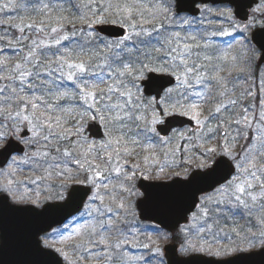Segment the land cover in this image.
<instances>
[{"label":"snow or ice","instance_id":"snow-or-ice-1","mask_svg":"<svg viewBox=\"0 0 264 264\" xmlns=\"http://www.w3.org/2000/svg\"><path fill=\"white\" fill-rule=\"evenodd\" d=\"M254 2L259 6L253 9L251 19L245 17L248 22L242 31L253 26L264 31V0ZM73 6L78 15L71 11ZM20 8L38 16L39 20L30 16L27 23L21 19L20 23L12 24L10 19H0V25L7 24L19 30L16 44L30 41L29 50L24 52L20 61L11 63L6 56L0 58V117L5 120V123H0V149L7 152L12 148L11 143L6 146L9 137L34 148L31 153H25L22 163L32 165L43 175L21 181L16 178V169H11L8 174L11 178L5 184L7 191H14V184L23 185L25 191H30L27 185H37L38 182L62 189L67 183L65 177L71 180L81 173L90 174L85 180L75 182L96 186L97 194L93 199L99 200L108 213L118 215L117 210H124L125 204L121 201L116 209L104 205V197L99 195V190L102 186L108 191L111 181L99 185L97 178L107 180L115 172L130 183L137 172L142 176L145 172L151 175L149 168L141 171L140 163L132 164L131 172L120 163L124 157L139 155L137 148L149 153L143 156L144 162L150 161L163 174L165 166H171L169 158L174 162L176 153L181 151L178 145L171 146L176 135L182 140L193 139L183 133H176L173 137L161 136L157 131V126L165 123V117L179 113L195 121L197 130L201 132L195 138L205 144L209 142V134L211 139H215L216 133L222 130L219 151L231 158L236 172L214 189L213 195L201 198L199 213H191L190 226L181 229L183 234L194 237L186 240L184 250H211L207 240L200 242L201 235L212 233L213 225L219 224L218 218L235 223L234 217L238 215L254 217L258 230L253 232L250 227L240 230L232 227L228 231L249 247L255 242L264 245V131L259 132V150L252 144L237 154L234 152L237 139L248 140L247 130L252 127L249 109L241 106L243 115L234 121L227 117L220 119L228 106H237L236 99H228L226 103L223 100L234 92L235 81L241 75L253 82L241 92V98L256 99L257 93L252 90L257 86L256 82L264 92V38L257 40L260 44L257 48L246 37L247 42L241 45L239 52L231 54L232 44L219 48L212 39L230 33L209 31L203 20L182 16L186 10L184 0H76L75 4L73 0H27V3L8 0L0 4V13ZM217 15L229 20L232 18L230 9ZM77 22L81 25L79 29ZM208 24L211 25L212 21ZM68 26L72 28L71 33L67 31ZM105 26L120 28L122 35L106 39L102 34L108 30ZM25 29L32 33V38L24 34ZM235 29H240V25H235ZM6 35L0 36V40H4L14 52L23 51V47L17 48L6 40ZM234 74V79L230 80ZM172 78L175 84H172ZM67 82H71V86ZM229 83L233 88L228 87ZM194 85H202L203 90L194 91ZM213 90L215 98L221 102L205 115L203 105L213 99ZM145 91H155L156 95L145 96ZM259 106L258 115L253 117L257 121V129L264 126V99H260ZM250 107L255 108L256 105L251 104ZM211 119H219L220 122L214 127L209 126ZM90 122L104 126L105 139L102 142L90 139ZM232 124L237 126L235 135L230 131ZM22 129L25 130L23 136L19 135ZM160 145L166 149L162 150L163 160L154 151ZM192 147L201 148L202 155L209 157L217 153L216 147H204V144ZM183 151L187 154L189 145H185ZM91 154L105 160L106 166L101 169L89 159ZM13 163H16L15 158ZM181 163H191V160ZM198 166L205 167L203 163ZM174 175L182 174L176 172ZM117 187L125 192L131 191L123 183ZM109 195L116 199L111 192ZM37 200L32 203H37ZM93 211L100 216L105 214L100 207ZM210 219L212 224L208 223ZM201 222L202 226H198ZM115 223L109 218L100 221L99 227L110 228ZM81 229L87 231L89 239L71 247L82 249L93 260L106 259L107 264H111L114 250L125 245L137 246L127 237L114 243H110L103 234L93 239L97 236V227L92 224L85 223L74 231L82 234ZM131 231L135 234L136 229ZM218 232L227 236L224 228H219ZM72 235V232L62 234L59 239L68 241ZM212 242H217V235L212 236ZM155 244L151 241L139 246L160 254L161 248ZM100 246H103L102 251ZM93 247L97 251L93 252ZM57 251L68 256L63 249ZM215 254L220 255L221 252L217 250ZM127 259L134 264H145L143 256H129ZM83 262L84 256L81 255L74 264Z\"/></svg>","mask_w":264,"mask_h":264},{"label":"rangeland","instance_id":"rangeland-1","mask_svg":"<svg viewBox=\"0 0 264 264\" xmlns=\"http://www.w3.org/2000/svg\"><path fill=\"white\" fill-rule=\"evenodd\" d=\"M8 0H0V4L7 3ZM17 2V0H16ZM20 2V1H19ZM17 2V3H19ZM259 4L255 5L251 9V18L253 16V9L258 7ZM225 9H230L232 12V18L231 20L227 18H220L217 14L220 11H223ZM7 13V10L3 13H0V19H4V15ZM258 15V14H257ZM182 16L188 17L189 19L195 18L191 17L187 14H183ZM197 19H201L204 21V26L209 25L208 21H212V24L209 25L211 28H213L212 31H219V30H224L228 31L230 34L227 36H214L212 37L213 41H215L216 45H224V43L232 44V54H236L239 52L241 45L243 43H246V37L250 39V34L253 28L256 26H253L251 29L247 31H242L243 25L240 23L236 17L234 16V7L230 6L229 4H220V5H204L202 7V12L201 15L196 17ZM235 25H240V29H235ZM187 27V26H185ZM7 34L6 30H1L0 29V36H5ZM242 37H235L231 38L232 36L236 35H241ZM27 36L30 37L32 36V33L28 31ZM16 36L7 34L6 39L8 41H11L14 45H16ZM228 38V39H227ZM111 40V39H109ZM3 40H0V44H2ZM26 41V40H25ZM24 42V41H23ZM30 43V42H29ZM23 47V51L19 52H14V53H7L6 56L10 58V61L12 62H17L20 61L24 55V52L28 51L27 49ZM8 48V47H7ZM6 48V49H7ZM20 48V47H17ZM14 51V49H12ZM1 58V57H0ZM15 59V60H14ZM17 59V60H16ZM6 74V73H5ZM236 87L234 89V92L229 93L228 96H226L223 100L224 103L227 102L228 99H236L237 100V106L235 108H232L231 106H228L230 111L236 109L237 112H234L231 114L228 118L231 120L237 119L239 116H242L243 113L240 111L241 106L246 107L249 109V119L250 122L252 123V127L247 130V136L248 140H245L243 138H238L236 141V147L234 149V152L239 154L242 153L245 149V147L250 146L252 144H255V147L257 150L260 149L261 143H260V137H259V132L264 131V126H262L260 129L256 128V123L257 121L253 119V117L258 115V112L260 110L259 106V101L260 99H264V92H261L259 89L258 82H256V87L253 88L252 90L257 93L256 99L253 100L251 97L248 98H241L240 94L243 92L245 89L249 88L252 85L251 80H242L238 79L235 81ZM228 87L231 89L233 88V84H228ZM194 91H202L203 86L202 85H194L193 87ZM215 95V90H213V94ZM221 101H218L220 103ZM63 103V102H62ZM251 104H255L256 107L252 108L250 107ZM204 108V114H208L207 110V104L203 105ZM220 119H223V117H220ZM213 123H211V126H215L220 122L219 119H212ZM0 123H5L4 117L0 119ZM71 126V125H69ZM225 126H227V123L225 121ZM236 125L232 124L230 131H232V134L235 135V129ZM243 128V126H241ZM22 131V130H21ZM176 133H183L185 136L190 137V135L187 132V129H177L171 133L168 137H173L174 134ZM20 134V133H19ZM195 137H198L201 135V132L198 131L197 129L195 130L194 133ZM211 136V134L209 135ZM255 138V139H254ZM10 139V137H9ZM91 140L96 141L97 143L102 142L103 140H96L90 137ZM222 140V130L218 131L216 133V138L211 139L209 137V142L204 143L202 140H182L178 135H176L175 139L172 141L171 146H176L178 145L180 149L184 150L185 145H189V151L187 154H185L183 157L180 156V152L176 153L175 160L173 162L172 158H169V163L171 166H165L164 168V173L160 174L158 172V169L154 166L151 165V162L145 163L143 160V156L149 155V153H146L142 151L140 148L136 149V152L139 153V155H133L130 157H124L121 159L120 163L123 164V167L126 171L131 172L132 168L131 165L134 163H140L141 164V171H143L145 168H149L151 171V175H149L147 172L142 176L140 172H137L135 179L128 183L123 180V176L120 174H116L113 172L110 176H108V173H105V176H108V179L105 180L103 177L97 178L96 183L99 185H103L104 183H109V189L106 191L102 186L100 187L99 190V195L104 197L103 204L108 205L112 207L113 209H116V205L120 203L121 201L125 204V209L124 210H117L118 215L115 213H108L105 209H103L101 202L99 200L93 199V197L97 194V189L96 186L92 185L94 187V194L90 198L89 202L87 203L84 211L77 216L73 217L70 219L67 223L64 225L57 227L55 230L52 232H49L48 234H45L41 237L42 239V244L45 247L51 248L55 250L64 260L65 263L68 264H74V262L77 260V257L79 256H84V262L83 264H107L106 259H99V260H93L88 253L83 252L82 249H73L71 245L73 244H78L83 242L84 240L89 239L87 235V231L84 229H81L82 234H76L75 229L79 227L80 225H83L85 223L92 224L97 227V236L93 237V239H98V236L100 234L105 235L110 243H114L116 241H123L125 237L128 238V240L133 241L134 243L137 244L136 247H131L130 245H125L119 250H114V255H113V260L111 264H134L133 261H129L127 258L129 256H136L140 257L143 256L145 257V264H166V260L164 258V253H163V246L168 243L171 240V234L168 231H165L163 229H160L159 227L153 225L150 222H145L142 221L139 218V211L137 207V200L139 197L142 196V193L140 189L137 186V182L140 178H144L146 180H152V181H167L171 180L175 177H181V178H186L189 176V174L196 168H201L198 165L203 163L206 168L210 165L213 164L215 159L219 156L222 155L219 151V144ZM197 144H204V147H216L217 148V153L211 157L202 155V149L199 147H192V145H197ZM25 145V144H24ZM26 146V152L31 153L34 151V148H29L27 145ZM87 147V145H85ZM162 150L164 149L163 145L158 146L154 151L155 153L160 156V159L163 160L164 157L162 155ZM25 152V153H26ZM25 153L20 154V155H15L13 158H15L16 163H13V158L11 159V162L6 166L1 168L0 167V188L3 192L7 193L10 196V199L13 203L15 204H32L37 207H42L46 202L48 201H54V200H64L66 198L67 192L69 188L73 184H88V183H76V180H85L86 175L90 174H84L81 173L80 175L74 176L71 180H69L67 177L64 179L67 181L66 185L64 188H58L54 186H48L45 182H38L37 185H32L28 184L27 188L30 189V191H25V188L23 185L17 186L13 185L14 191H7L5 189V184L6 180L8 178H11L8 174L11 172V169H16V178L21 180V181H26L29 177H35V176H41L43 175L42 171H37L34 170L32 165L29 164H24L22 161L25 158ZM82 154V153H80ZM230 158V157H229ZM89 159L94 160L95 164L100 165L101 169H103L106 166V162L103 159H100L99 156L96 154H91ZM127 160V163H124V161ZM186 160H191V163H181V161H186ZM115 164V161H114ZM179 165V166H176ZM11 166V168H10ZM118 166V165H117ZM76 168L73 166V172L75 173ZM179 172L182 175L180 176H175L174 173ZM55 182V181H54ZM124 184V187L130 188V192H125L123 191L120 187H117L120 184ZM109 192H111L113 195H115L116 199L113 200L111 195H109ZM37 193H39V199L37 200ZM214 191L207 194V195H213ZM19 197H24V199H19ZM37 200V203L33 204L32 201ZM100 207L102 211H104V215L100 216L99 213L93 211V209ZM200 207V205H199ZM199 211V208H198ZM109 218L113 219L116 223L115 226L113 227H105V228H100L99 223L100 221H106ZM126 221L127 223H124ZM248 221L250 227L253 232H256L259 228V225L254 217H249L248 216ZM192 222V221H191ZM191 222L186 226H190ZM201 225L198 226H202ZM185 226L183 227L186 228ZM135 228L136 232L133 234L131 229ZM194 232V230H192ZM69 232H72V239L68 241L61 242L59 237L63 235H67ZM217 235V242H212V236ZM189 238L193 239L194 237L189 234ZM150 238V239H149ZM200 242L203 243L205 240H207L210 244L212 249L219 250L224 248L226 245L232 243L231 236L227 234L225 237L224 233H219L218 231H215L214 225H213V230L212 233H206L202 234L201 237L199 238ZM231 239V240H228ZM236 241H240L239 239H235ZM151 241H155L156 244L155 246H158L161 248V253L160 254H155L153 252H150L147 249H144L143 247H140L139 245L145 244V243H150ZM228 241H232L228 243ZM227 242V243H226ZM241 242V241H240ZM242 243V242H241ZM259 242H255L254 246L249 247L247 243H242L241 249L234 251V253L230 254H236L239 252H249L252 250L259 249L263 247ZM221 247V248H220ZM57 249H63L64 251L68 252V256L65 257L64 252L62 251H57ZM99 250H103V246H100ZM92 251L95 252L97 249L95 247L92 248ZM193 252H200V251H185L184 248L181 249V254L187 255L191 254ZM205 253L208 256H215L222 258L220 255H215V254H210L208 252H201ZM149 257L151 259H149ZM226 257V256H224Z\"/></svg>","mask_w":264,"mask_h":264},{"label":"water","instance_id":"water-1","mask_svg":"<svg viewBox=\"0 0 264 264\" xmlns=\"http://www.w3.org/2000/svg\"><path fill=\"white\" fill-rule=\"evenodd\" d=\"M184 2L186 10L183 13L193 16L200 14L201 4L227 3L234 7L235 16L241 21H248L250 10L258 4L254 0H184ZM105 27L108 30L102 34L106 37L118 38L122 35L118 27ZM262 38L264 31L258 28L252 31L251 40L257 48L260 47L257 40ZM172 84H175L174 78ZM144 94L154 96L156 92L145 91ZM90 125V137L101 139L105 136L102 125L97 122H90ZM185 126L195 127V121L190 117L173 114L166 117L165 123L157 126V129L163 136H168L172 130ZM24 134L25 130L21 136ZM27 135L29 136L30 132ZM7 143H11L12 148L7 152L0 149L1 167H4L14 154L25 151V146L14 138ZM234 174V162L222 155L209 168L196 169L187 178L175 177L167 181L141 178L138 187L143 196L137 201L139 217L173 233L181 225L189 222L191 213L197 209L202 195L214 191ZM92 191L91 186L75 184L71 186L65 200L47 202L42 207L15 204L11 202L7 193L0 192V264H67L56 251L42 245L41 236L81 212ZM164 251L167 264H264V246L225 258L202 253L182 255L180 245L175 241L166 244Z\"/></svg>","mask_w":264,"mask_h":264},{"label":"trees","instance_id":"trees-1","mask_svg":"<svg viewBox=\"0 0 264 264\" xmlns=\"http://www.w3.org/2000/svg\"><path fill=\"white\" fill-rule=\"evenodd\" d=\"M19 1H20V2H19ZM17 2H19V3H27V0H17ZM75 2H76V0H73V3H74V4H75ZM71 11H72L73 13H76V9H75L74 6L72 7ZM76 14L78 15V13H76ZM30 16H32V17H33L34 19H36V20H39V17H38V16H34V14H32V13L29 12V11H25L23 8L17 9V10H15V11H13V10H11V9L7 10V13H5V15H4V19H10L12 24L20 23V22H21V19H23L24 22L27 23V22H29V17H30ZM76 27H77V29H79V28L81 27V25L79 24V22H77ZM206 28H207L209 31L212 30L211 27H208V26H207ZM0 29H1L2 31H3V30H6V32H7L8 35L11 34V35H14V36H16V37L20 36V32H19V30L10 27V26L7 25V24H6V25H0ZM67 31H68V33H71V31H72L71 26H68V27H67ZM24 34H25V35L28 34V29H25V33H24ZM30 38H32L31 35H30ZM41 38H42V37H41ZM78 38H79V37H76V39H78ZM6 40H8V39H6ZM29 42H30L29 40H26V41L22 42L21 44H16L15 47H21V46L23 45L24 48L28 50V49H29V48H28ZM1 43H2V44H0V48L3 49V51L0 52V57H1V58H2V57H5L7 53H11V54L14 53V51L12 50L13 48H12V47H9V46L7 45V43H6L4 40H3ZM64 43L67 44L68 42H64ZM7 47H8V48H7ZM6 48H7V49H6ZM6 57H7V56H6ZM8 58H9V57H8ZM9 60H10V58H9ZM14 60H15V59H14ZM16 60H17V59H16ZM17 61H18V60H17ZM10 62H11V63H14V62H12V60H11ZM45 78H46V77H45ZM67 83L69 84V86H71V82H67ZM215 106H216V102H215V100L211 99V100H209L208 103H207V110L210 111V110L213 109ZM228 110H229V109L227 108L226 110L223 111V116H222L223 118H225V117L228 118L227 114H230V115H231V114H233L234 112H237L236 109H234L233 111H232V110H231V111H228ZM230 115H229V116H230ZM1 118H3V117H0V119H1ZM212 121H213V120L211 119L210 122H212ZM187 132H188V134L190 135V137H193L192 140H195V135H194L195 131H193V130L187 128ZM183 155H184V151L181 149V151H180V156L183 157ZM241 211H243V210H241ZM195 213H199V211L197 210ZM218 219H219V224H218V225H215V224H214L215 231H218L219 228H224V229H225V232H226L229 236H231V239H232V241H233V242L230 241V242H232V243H230V242L228 241V243H230V244L226 245L224 248L222 247V249H219V251L221 252L220 256L224 257V256H228V255L234 253V251H230V250H228V249L236 248V249L240 250V249H241V245H242V243H241L240 241H236V240H235V239H239V238H238L234 233L228 231V229H230V228H232V227H237L238 230H240L241 228H248L249 221H248V216H247V215H238V216L234 217L235 223L233 222V220H225V219H223V218H218ZM201 223H203V222H201ZM208 223H209V224H212L213 222H212V220L210 219V220H208ZM186 226H187V225H186ZM186 226H185V227H186ZM241 235H244V232H243V231H241ZM171 238L174 239V240H176V241L181 245V248H185V246H186V244H185L186 240L191 239V238H189L188 235L183 234V233L181 232V230L176 231L174 234H171ZM231 239H228V240H231ZM226 243H227V242H226ZM220 248H221V247H220ZM216 251H217V250L212 249V247H211V250H206V251H204V252H208V253H210V254H215ZM215 255H216V254H215Z\"/></svg>","mask_w":264,"mask_h":264},{"label":"flooded vegetation","instance_id":"flooded-vegetation-1","mask_svg":"<svg viewBox=\"0 0 264 264\" xmlns=\"http://www.w3.org/2000/svg\"><path fill=\"white\" fill-rule=\"evenodd\" d=\"M242 24H244V23H242ZM237 36L242 37V34H241V35H236V37H237ZM234 77H235V74L233 75L232 78H230V80L234 79ZM239 79L245 80V78L243 77V75H241ZM229 84H231V83H229ZM213 100H215V102L220 101V100H218V99L215 98V95H213ZM19 135H21V132H20ZM29 136H30V135H29ZM11 138H12V137H10V139H11ZM10 139H9V140H10ZM9 140H8V141H9ZM6 144H7V142H6Z\"/></svg>","mask_w":264,"mask_h":264}]
</instances>
